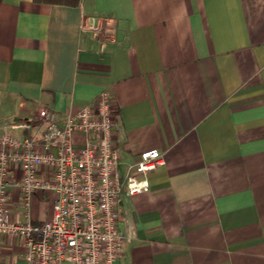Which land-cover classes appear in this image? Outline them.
Returning <instances> with one entry per match:
<instances>
[{"label":"crops","instance_id":"crops-1","mask_svg":"<svg viewBox=\"0 0 264 264\" xmlns=\"http://www.w3.org/2000/svg\"><path fill=\"white\" fill-rule=\"evenodd\" d=\"M103 90L121 172L148 149L165 160L119 198L118 264H264V0H0V135L40 136L14 124L41 107L62 120ZM53 198L33 196L32 221ZM22 253L6 239L3 260Z\"/></svg>","mask_w":264,"mask_h":264},{"label":"built area","instance_id":"built-area-1","mask_svg":"<svg viewBox=\"0 0 264 264\" xmlns=\"http://www.w3.org/2000/svg\"><path fill=\"white\" fill-rule=\"evenodd\" d=\"M83 27L107 31L101 23ZM33 121L44 125L40 136L0 135V264H118L124 242L119 198L149 189L148 176L164 164L163 153L145 150L121 172L116 110L108 90L62 120L41 107L33 120L14 126L30 129ZM11 187L21 193L25 221L12 216ZM39 191L54 194L53 212L32 221L31 201ZM10 237L23 253L6 262L2 249Z\"/></svg>","mask_w":264,"mask_h":264},{"label":"trees","instance_id":"trees-1","mask_svg":"<svg viewBox=\"0 0 264 264\" xmlns=\"http://www.w3.org/2000/svg\"><path fill=\"white\" fill-rule=\"evenodd\" d=\"M38 1L64 2V3H75V2H77V0H38Z\"/></svg>","mask_w":264,"mask_h":264}]
</instances>
